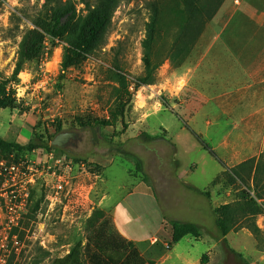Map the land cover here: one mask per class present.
Here are the masks:
<instances>
[{
	"label": "rangeland",
	"instance_id": "rangeland-1",
	"mask_svg": "<svg viewBox=\"0 0 264 264\" xmlns=\"http://www.w3.org/2000/svg\"><path fill=\"white\" fill-rule=\"evenodd\" d=\"M72 1L77 15H85V5ZM236 10L232 5L223 11L219 29ZM50 17L46 0H0V81H9L15 96L12 107L0 108V136L23 145L36 137L51 146L62 131L84 130L83 140L68 151L46 145L33 152L0 149V264H52L108 218L135 244L123 264H203L205 255L206 264H242L209 232L215 210L235 204L244 187L213 186L222 164L189 129L229 168L250 159L255 167L260 157L254 156L264 150V107H258L264 106V81H255L252 73L261 62L226 60V51L215 52L210 23L216 16L180 67L165 60L156 82L136 89L144 74L142 42L150 17L144 0H123L105 45L68 69L62 63L69 45L51 35L62 28ZM36 24L45 41L16 77L20 43ZM170 46L171 39L158 41L164 54ZM118 71L132 97H122L128 102L125 116L111 124L122 93ZM92 128H99L96 142ZM145 132L166 139L144 144L138 138ZM111 142L142 160L147 179L134 159L112 151ZM260 156L257 176L264 195V151ZM170 219L201 225V237L187 236L169 249ZM255 221L260 237L243 218L227 240L250 264H264V214ZM85 261L108 264L91 256Z\"/></svg>",
	"mask_w": 264,
	"mask_h": 264
},
{
	"label": "trees",
	"instance_id": "trees-1",
	"mask_svg": "<svg viewBox=\"0 0 264 264\" xmlns=\"http://www.w3.org/2000/svg\"><path fill=\"white\" fill-rule=\"evenodd\" d=\"M122 1L80 0L85 5L84 11L86 14L77 15L76 4L72 0H46V3L51 4V22L56 28H62V31L59 30L57 34L51 35L64 39L69 45V48H66L67 52L62 63L63 69L72 67L76 59L90 56L105 45L112 27L114 14ZM144 1L150 17L149 22L146 24V37L142 42L144 74L136 79L134 83L136 89L144 85L154 84L156 82V71L165 60H170L175 66L180 67L189 51L192 50L201 37L207 24L217 16L226 0ZM36 25L37 29L30 30L20 43V59L14 72L16 77L22 71L24 63L27 60L34 59L37 53H40V47L45 41V37L39 30L40 24ZM164 37L168 40L171 39V46L166 49L165 54L158 48V41ZM117 76L122 86V93H119L120 99H116V110L110 112L111 121L109 123L111 124L117 123L125 116L128 102H123L122 97H132L126 76L120 71L117 72ZM9 84V81H0V108L3 109L10 108L15 103V96L13 90L9 89ZM189 131L203 145V148L222 164L223 171L213 181V186L225 183L230 186L241 184L244 187L240 192L239 200L235 204H226L215 210V227L209 233L219 247H226L242 264H250L243 255L231 247L227 235L239 226L240 220L243 218L248 220V229L256 237H260L262 234L255 221L258 215L264 214V195L259 189L260 179L257 176L261 168V158L255 167L254 159H250L229 168L205 143L201 135L191 129ZM138 139L147 144L166 138L145 132ZM42 145H46L50 150L57 149L49 146V144H42L40 139L36 137L29 139V142L23 145L6 141L0 136V149L2 151L33 152L42 148ZM110 147L112 151L117 150L119 153L134 159L138 172L147 179L148 176L144 171L143 162L138 156L124 151L122 145L114 142L110 143ZM73 158L76 162H81L79 157ZM252 172L255 174L254 179L251 177ZM251 179H253V186L250 184ZM188 188L198 195L209 197V193H204L190 186ZM252 191H254V195ZM258 200L263 202L260 204ZM168 223L172 229V240L168 245L169 249H172L174 244L179 243L187 236L201 237L203 227L197 223L180 220H169ZM134 248L135 244L117 233L110 218H108L93 229L86 237L85 243H76L68 254L56 258L52 264H86V256L96 257L108 264H123ZM164 252L163 250L159 257L164 255ZM207 257V255L203 257V264H206Z\"/></svg>",
	"mask_w": 264,
	"mask_h": 264
},
{
	"label": "crops",
	"instance_id": "crops-1",
	"mask_svg": "<svg viewBox=\"0 0 264 264\" xmlns=\"http://www.w3.org/2000/svg\"><path fill=\"white\" fill-rule=\"evenodd\" d=\"M232 5L237 9L236 12L219 29V18ZM210 25L216 35L215 52L226 51V60L261 62L258 71L252 74L255 75V81H264V0H227ZM258 107L264 106L259 104ZM263 151L254 157L261 158ZM120 232H123L121 228Z\"/></svg>",
	"mask_w": 264,
	"mask_h": 264
},
{
	"label": "water",
	"instance_id": "water-1",
	"mask_svg": "<svg viewBox=\"0 0 264 264\" xmlns=\"http://www.w3.org/2000/svg\"><path fill=\"white\" fill-rule=\"evenodd\" d=\"M98 129L99 128H96V129L92 128L91 129L93 137H94V142L97 141L96 136H97ZM76 134H77L76 132H68V131L67 132H61L51 142V146L64 150L66 148V143H68L72 138H74Z\"/></svg>",
	"mask_w": 264,
	"mask_h": 264
},
{
	"label": "flooded vegetation",
	"instance_id": "flooded-vegetation-1",
	"mask_svg": "<svg viewBox=\"0 0 264 264\" xmlns=\"http://www.w3.org/2000/svg\"><path fill=\"white\" fill-rule=\"evenodd\" d=\"M62 132H67V131H62ZM68 132H74V131H68ZM83 132L84 130H82L81 132H76L77 134L75 135V137L72 138L68 143H66V148L64 150L68 151L70 148L74 147L78 141H82Z\"/></svg>",
	"mask_w": 264,
	"mask_h": 264
}]
</instances>
